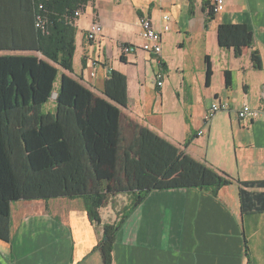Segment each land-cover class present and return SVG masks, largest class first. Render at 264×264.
Returning <instances> with one entry per match:
<instances>
[{"label": "crops", "instance_id": "obj_1", "mask_svg": "<svg viewBox=\"0 0 264 264\" xmlns=\"http://www.w3.org/2000/svg\"><path fill=\"white\" fill-rule=\"evenodd\" d=\"M209 1L89 0L76 16L72 71L59 69L43 112H55L60 74L104 97V80L115 69L127 83V104L119 106L126 137L128 123L140 124L232 179L216 194L197 188L150 191L118 229L111 264H264V211L242 212L238 198L240 182L264 180V122L237 114L243 104L264 109V0H225L223 10L205 23ZM165 13L170 28L161 34L160 55L140 49L123 55V43H141V17L161 30ZM93 21L102 31L89 42L86 31ZM221 23L245 24L251 31L252 42L240 56L218 46ZM252 51L260 58L258 69ZM159 65L164 76L157 87ZM224 71L230 73V86ZM219 101L228 110L204 124L205 110ZM124 195L128 203L122 209L130 202ZM101 210L102 223L118 220L115 214L104 220ZM10 224V240H0V264H102L93 250L102 225L89 220L80 199L15 201Z\"/></svg>", "mask_w": 264, "mask_h": 264}, {"label": "trees", "instance_id": "obj_2", "mask_svg": "<svg viewBox=\"0 0 264 264\" xmlns=\"http://www.w3.org/2000/svg\"><path fill=\"white\" fill-rule=\"evenodd\" d=\"M88 1L0 0V240H10L13 202L80 199L89 220L102 225L93 250L102 264H111L118 229L150 191L197 188L216 194L232 179L140 124L128 123L126 137L119 106L127 104V83L115 69L104 80V97L60 74L55 112H43L59 69L72 71L74 12ZM207 8L205 23L214 15ZM38 16L44 19L43 29L36 25ZM251 42L245 24L217 27L218 46L232 48L235 56ZM251 60L260 68L256 51ZM210 74L208 66L207 80ZM224 81L230 86L229 71ZM240 184L241 211H264V191L246 189L264 188V180ZM117 194H127L129 205L117 221L102 223L99 209Z\"/></svg>", "mask_w": 264, "mask_h": 264}, {"label": "built area", "instance_id": "obj_3", "mask_svg": "<svg viewBox=\"0 0 264 264\" xmlns=\"http://www.w3.org/2000/svg\"><path fill=\"white\" fill-rule=\"evenodd\" d=\"M225 0H210L209 5L212 7L214 13L222 11L224 8ZM80 10L77 9L74 15L77 16ZM163 25L162 29H157L151 19L147 16H142L139 20L140 24V38L141 43L138 45L123 43L121 45V51L123 55L134 54L138 49L153 54L155 56L160 55L161 52V34L164 31L169 30L170 26L168 24L169 16L165 13L162 15ZM37 26L41 29L44 28V19L41 16L37 17ZM102 31V26L99 21H93L86 31V39L89 42L98 40ZM160 66V65H159ZM164 72L161 66L154 75V83L157 87H160L163 83ZM228 110V104L226 102H213L205 110L203 115V123L207 124L211 118L219 111ZM238 117L242 120H253L260 119L264 122V109H255L247 104H243L237 111ZM202 130L198 131L197 134L200 135Z\"/></svg>", "mask_w": 264, "mask_h": 264}, {"label": "rangeland", "instance_id": "obj_4", "mask_svg": "<svg viewBox=\"0 0 264 264\" xmlns=\"http://www.w3.org/2000/svg\"><path fill=\"white\" fill-rule=\"evenodd\" d=\"M1 53V52H0ZM128 203V198L126 195L121 194L110 198L105 205L102 207L101 215L103 219H111L113 214L119 217L122 212L123 205Z\"/></svg>", "mask_w": 264, "mask_h": 264}]
</instances>
